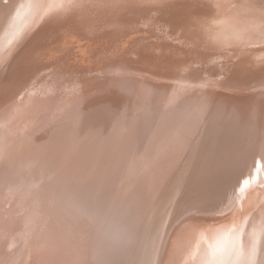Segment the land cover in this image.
I'll list each match as a JSON object with an SVG mask.
<instances>
[{"label": "bare ground", "instance_id": "1", "mask_svg": "<svg viewBox=\"0 0 264 264\" xmlns=\"http://www.w3.org/2000/svg\"><path fill=\"white\" fill-rule=\"evenodd\" d=\"M87 1L78 0L70 12L84 9ZM146 1L110 0L108 3H116L114 8L123 15L116 19H128L124 26L128 33L133 29L129 22H134L129 21L131 16L128 14L136 12L141 17L145 12L154 18L149 15L152 10L155 13L161 10L143 8ZM94 2L100 0H91L90 4ZM257 2H204L213 13L207 12L199 17L196 27L201 24L216 34L230 9L247 10V7L242 9L243 3L250 7ZM165 9L166 12L173 10ZM122 10L128 11L123 14ZM27 13L28 10L24 17L10 23L6 33L13 34L25 22ZM242 16L249 20L254 18L247 13ZM261 16L260 31L254 36L250 34L254 39L252 45L226 48L224 52L220 50L211 54L213 60L221 62L208 63V59H204L206 62L202 60L197 69L188 68L190 71L181 73L177 70L161 73L149 68L154 74L169 77V81L190 95H174L167 90L156 94L158 88L145 81L154 77L152 72L144 69L127 71L106 61L101 66L91 67L97 71L102 68L97 72L98 78L82 80L76 68L42 74L43 79H48L52 73L49 76L51 87L46 86L49 89L41 90L43 93L39 91L40 97L37 93L30 94L22 102L24 107L14 109L10 118L29 111L13 120L12 126L7 121L9 112L0 113V165L7 161V140L12 139V132L13 137H22L18 146L13 148V154H9V162H13L7 167L9 174L0 171V243L3 245L0 247V264H13V260L19 257V249L24 248L22 244L31 233L32 225L44 226V238L31 254L30 251L26 254L25 249V255L19 257L22 264H154L156 246L169 222L173 225L161 243L157 264H264V175L251 178L257 172H264V59L259 58L258 53L248 52L263 46L257 44L264 39L263 12ZM189 19L187 13L181 20H187L189 24ZM194 25L191 22L186 27L187 33L195 40H203L206 31L194 28ZM155 38L159 39L157 35ZM128 43L131 44V40ZM115 45L113 41L104 49L112 46L118 54ZM27 51L29 49L21 54L28 55L30 52ZM139 60L134 58L137 68L141 67ZM236 60L251 64L255 69L245 76L223 68L237 63ZM43 62L40 63L43 65ZM93 78L94 82L89 83ZM136 85L138 93L134 94ZM20 86H15L11 96L6 97L7 109L13 105ZM96 91L99 97L95 102L101 105L97 111L101 127L111 113L131 116L133 124L124 139L101 145L100 132H90L85 126L89 122L87 111L95 103L90 104L89 94ZM141 93L144 97L145 94L154 95L130 98L131 94ZM153 96L160 99H153ZM131 107L133 111L129 110ZM73 131L78 135L84 133L85 139L79 141ZM242 133L249 135L248 140L241 137L245 143L244 153L252 151L251 154L258 158L248 172L236 170L243 177L253 179L243 187L233 184L237 178L231 177V182L227 183L223 181V177L230 179L232 174L225 173L226 161L234 160L227 153L230 143L236 141L230 142V135L240 137ZM83 145L86 156L80 160L77 152ZM218 154L225 156L222 160L217 159ZM189 177H192V184L186 182ZM228 186L230 194L226 195L225 203L238 188L241 189L227 206L216 210L221 206L214 205V202L218 196L224 195L220 193ZM185 187L190 200L185 196L183 201L180 194ZM17 188L24 190L23 194L27 196L24 201L21 196L15 197ZM168 190H171L170 194L167 193L169 198L164 199ZM16 201L21 202L22 207ZM39 202L38 208L35 204ZM196 204L205 206L190 209ZM183 205L187 207L178 215ZM205 212L211 214L205 215ZM249 238L252 241L251 255H248Z\"/></svg>", "mask_w": 264, "mask_h": 264}, {"label": "rangeland", "instance_id": "2", "mask_svg": "<svg viewBox=\"0 0 264 264\" xmlns=\"http://www.w3.org/2000/svg\"><path fill=\"white\" fill-rule=\"evenodd\" d=\"M77 1L78 0H1L2 3H0L1 5L0 6V113H3L4 111L9 112L7 116V121H9L10 126H12L13 120L19 119L21 116H23L29 111V110H26L24 112L22 111L16 114L15 117L10 118V116L13 114L12 112H14V109L18 107H24L22 105V102L26 101V98L29 97L30 94L37 93L39 96L40 93H43L42 91L45 90L48 86L51 87L50 86L51 78H49V76H51L52 73L48 76V79H43L42 74L46 72L53 71V73H56V70H59L58 71L59 73L62 72V70L71 71V68L72 69L76 68V72L77 71L80 72V74L78 75L79 78L82 80L83 79L85 80L86 78H90V77L98 78L99 74H97V72L101 71L102 68H99L100 70L98 71L96 70V68L95 69L93 68L94 66H96V64L101 66L106 61L114 62L115 67L120 68L121 66L128 69L127 71H131V70L142 71L143 69L146 71H150L149 68H152L151 70L153 71L156 70L161 73L170 70H173L174 72L175 70H177L179 73H181L182 71L185 72V71L195 70L197 69L196 66L201 64L202 60L204 59L205 60L208 59L207 60L208 63L210 61L212 63L221 62L218 60H213L211 58V54H213L216 51L218 52L221 50L222 52H224V49L226 48L236 49L243 47V45L246 46L252 45L251 42H253L254 39L250 37V34L253 33L254 36V34L260 31V24L261 21L263 20V17L261 15L262 12L264 13V0H258L259 2L253 4L254 6L252 5L250 7L243 3L244 6H241L242 9L247 7L246 8L247 10L244 9L241 11L240 9L238 10L230 9L229 14L232 13L231 16H229L228 14L224 19H222L220 23L221 29L215 34L214 31L210 30V28L203 27L201 26V24H198L196 27L197 23H195L196 21L199 22L198 18L202 17L203 14L207 15V12L210 14L213 13V11H210V7L207 8L204 6L205 5L204 2L207 3V1L209 2V0H147L146 2H144L143 8L157 7L161 10H159L157 13H155L154 10H152V13L150 12L151 14L149 15H152L154 18H152L151 16H147L145 12L143 14L140 11L139 12L142 14L141 17H139V14L136 15V12L134 13L135 15L133 13L128 14V17L129 15L131 16L129 17V21L131 19L134 20V22L133 21L129 22L130 25L133 26V29H131L132 33L131 32L127 33L126 28L124 26L126 25L125 23L126 20L128 19L125 18L121 21L116 19L117 17L120 18L121 16L120 15L121 13L118 11V9L116 10L114 8L116 7V3H112L111 5H109L108 2L110 0H100L101 3L94 2L93 4H90L91 0H88L87 2L89 3L86 4V6H84V9L82 10L80 9L77 12L76 11L70 12V9L76 6ZM127 1L133 2L134 0H127ZM141 1H145V0H141ZM231 1L234 2L235 0H231ZM243 1L246 3V0ZM21 3L22 5H20ZM208 4H206V6ZM165 8L173 9L174 11L170 10L166 12ZM26 9L28 10V13H27V17H25V22L22 25H20L13 34L12 33L7 34L6 30L9 28L12 22H15L16 20H19L21 17L25 16L27 11ZM162 9H165V11ZM122 11H123L122 13L125 14L128 10L126 11L122 10ZM47 13L49 14V16ZM183 13L184 14L189 13L191 19L193 18L192 21L191 19H189L190 21L189 24L186 23L187 20L185 22L181 20L182 16L184 15ZM243 13H247V15H252V17L254 18L251 20L242 18ZM259 17H262V19H259ZM136 18L138 19L136 20ZM141 18H142V22L138 23V20ZM191 22L193 25L195 23L194 28L199 27L206 31V35L204 36L203 40L202 39L195 40L193 39L191 34L187 33L186 27L189 26ZM134 29L135 31H132ZM156 35L159 38L157 40L155 38ZM246 35L247 38L245 37ZM258 39H262V38H258ZM129 40H131V44L128 43ZM113 41L117 45V46L115 45V47L119 49L118 54L115 52L116 49L112 48V46L109 49H104L105 46L111 44V42ZM263 41L264 39L262 41L257 42V44L263 45L262 47H260V49L248 51V52L258 53L260 55L259 58H261L262 60L264 59ZM28 49L29 51L27 52H30L28 55L21 54L23 50L26 51ZM56 52L57 54L59 52L60 53L56 55ZM146 55H148V57H146ZM197 57H200V59L198 60ZM134 58L135 60H138V58L140 59L139 60L140 62L138 63L140 64L141 67L139 68L135 67ZM153 58L155 59L154 61ZM147 59L149 60L148 63H147ZM144 60L146 61L144 62ZM38 61L40 62L44 61L43 65L40 62L38 64ZM151 61H153L154 65L152 64ZM168 61H170L169 64L165 65L166 64L165 62L168 63ZM141 62H143V64ZM234 62L237 63L228 64L230 65V67L226 66L223 68L229 72H236L235 74L245 75V76H248L249 71L252 72L255 69L253 65L246 64V62H243L241 60H236ZM71 63L74 65H72ZM53 64L55 65L53 66ZM131 64L132 66L134 65V67L130 66ZM163 65H165V67H163ZM174 65L177 67V69ZM157 66L158 68L156 69ZM91 67H93L92 70ZM166 67L168 70L166 69ZM86 69H88V72L86 71ZM153 71L150 72L154 74ZM84 72L87 74H84ZM74 73L75 72H73V75ZM75 75L77 76V73H75ZM111 75H115V74L112 73ZM160 75H161L160 73H157L154 74V77H149L147 80H145L151 83L153 87L158 88L155 89L159 91V92L157 91L158 93L156 94H161L164 90H167L168 92L174 95L179 93L180 94L184 93L185 96L190 95V92H183V90L185 89H182L178 87L177 84L173 83L172 81H169L170 80L169 77H161ZM94 78L91 79L89 83L94 82ZM160 78H164V79H160ZM227 81L233 82L234 80L227 79ZM163 82L166 83V85L163 84ZM112 83L116 84V82H112ZM19 84H21L20 86L21 89L19 88L20 91L19 90H18L19 92L17 91L15 98L13 99L14 100L13 105L9 109H7L9 105L7 106L6 97L8 98V96H11L10 95L11 92L14 91V89L16 88L15 86ZM136 87L137 85L134 86L133 89L134 94L138 93ZM176 87H178L179 89H175ZM48 89L49 88H47V90ZM39 91L41 92L38 93ZM134 94L130 95L131 99H135V98L142 99L144 97L143 93L137 95ZM151 95L154 94L153 93L145 94V97ZM89 96L91 97L90 104L95 102L96 97H99L97 91L89 94ZM155 98L160 99V97H154L153 99ZM49 104H51V102ZM100 107L101 105L95 102L93 106H91L90 109H88L87 116L89 122L85 126L89 129L90 132L91 130H94V132L95 131L100 132L101 138L103 140L102 143L100 141L101 145L105 144L106 142L110 143V142H116L117 140L120 139H124V137L127 135L128 131H130V128L133 124V120L131 116L116 114L115 112L111 113L106 118V121L102 122V127H101L100 120L97 119V117L99 116L97 111L100 109ZM133 109L134 108L131 107L129 110L133 111ZM51 118L52 116L50 117V119ZM46 124L49 123L46 122ZM236 129L238 128L236 127ZM245 131L246 130H244V132ZM73 133L75 138L78 139L79 141L85 139L84 133H81L79 135L74 131ZM213 134L215 135V133ZM222 134L224 135L225 133H223L222 131ZM244 134L245 133L240 134L239 135L240 137H238V135L237 137L235 135L234 136L230 135L231 136L230 142L233 139H235L236 141L235 142L232 141L230 143L227 153L228 155L233 156L232 159L234 160L229 159L226 161L225 173L227 174L232 173V174L229 175L230 179H228V176L225 177L226 179L223 177V181L226 183L231 182V177L235 179L237 178L236 180L233 181V184L237 186L240 185L241 187L245 186L247 182L253 180L259 175L261 176L264 175V172L260 171L254 174L253 177H251L253 179H250L249 177H248L249 179H247L243 177V175L236 173V170L239 169H243L245 172H248L249 171L248 169L252 168V165H254L256 160L258 159L255 154H251L252 151L244 153L245 143L244 140L241 139V137H244V139L248 140L249 132L248 134H246L247 137L244 136ZM13 139L14 141H12ZM21 140L22 137H19L18 135L17 138L13 137V132H12V139L10 140V138H8L7 140L6 153H5V156L7 157V161H4L3 164L0 165V171L3 170V172L9 174L7 171V167L9 164L13 163V162H9V154L10 155L13 154V148L17 147L18 142ZM85 149L86 147L83 145L79 148L77 152V158L79 157L80 160L85 158L86 156ZM224 156L225 155L223 154H218L217 159L222 160ZM257 166L258 164L255 166V169L257 168ZM192 172L194 174V170H192ZM193 174L191 176H193ZM10 180L11 178L9 179L8 182H10ZM191 180L192 177L191 178L189 177V181L186 180V182L190 183ZM237 180H239L240 183H237ZM190 184H192V182ZM229 186L225 191L220 193V194H224L222 197L218 196L216 198L214 205L221 206L218 207V209L216 210L222 209L223 207L227 206L233 200L236 193L241 189V188L240 189L238 188V190L236 189L237 191L235 190L236 192H234V194L230 197V199L225 203L226 195L230 194V191H227L229 189ZM183 187L184 186L182 185L181 188ZM186 188L187 187H185L186 191L184 190L185 193L182 190L180 194L182 200L185 198V196L188 200H190L189 199L190 195L188 194V190ZM20 191L21 190H19L18 188L16 189V192L18 193H15V197L17 198L21 196L20 198L23 199L24 201V199L27 196H24L23 194L24 190H22L21 192ZM170 192L171 190L166 191V193L164 194V199L169 198ZM182 193H184L183 197H182ZM16 204L18 206L21 205L22 207L21 202L16 201ZM39 204L40 202L35 205L39 208L40 207ZM196 205L197 206L190 207V209H194L195 207L204 208L205 206V204L204 205L196 204ZM184 207L187 206L183 205L178 211H181L182 208ZM216 210H213L212 212ZM182 212L183 210L179 212L178 215L181 214ZM207 213L209 212H205V215H208ZM172 225L173 222H169L164 227L163 238L161 239V242L159 243V245L156 246L155 249L154 264H157L160 258V252L162 249L161 247L163 245L161 243L165 241L164 237L167 236L169 228ZM32 226L33 227L31 233L25 238V241L22 244L24 248L20 247L19 249V257L25 255V249H26V254H28L29 251L31 254L33 248H35L36 246H40L41 241L44 238V234H45L44 226L42 225L40 226L38 225L37 227H35V225ZM247 242L250 248L248 250V255H251L252 254L251 238L247 239ZM2 246L3 245H1L0 243V247ZM19 257H16L13 260V264H22Z\"/></svg>", "mask_w": 264, "mask_h": 264}]
</instances>
